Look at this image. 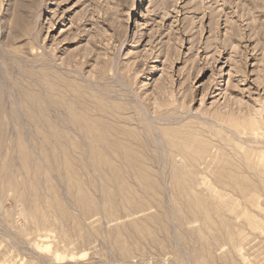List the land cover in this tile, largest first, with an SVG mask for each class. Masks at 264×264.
I'll return each mask as SVG.
<instances>
[{"label": "rangeland", "instance_id": "1", "mask_svg": "<svg viewBox=\"0 0 264 264\" xmlns=\"http://www.w3.org/2000/svg\"><path fill=\"white\" fill-rule=\"evenodd\" d=\"M0 0V264H264V0Z\"/></svg>", "mask_w": 264, "mask_h": 264}, {"label": "bare ground", "instance_id": "2", "mask_svg": "<svg viewBox=\"0 0 264 264\" xmlns=\"http://www.w3.org/2000/svg\"><path fill=\"white\" fill-rule=\"evenodd\" d=\"M142 1L144 2L145 0H140V2H139V3H141Z\"/></svg>", "mask_w": 264, "mask_h": 264}]
</instances>
